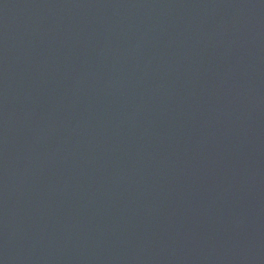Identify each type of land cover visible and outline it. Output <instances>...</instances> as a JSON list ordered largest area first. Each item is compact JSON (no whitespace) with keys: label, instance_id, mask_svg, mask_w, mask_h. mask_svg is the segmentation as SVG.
I'll return each mask as SVG.
<instances>
[{"label":"water","instance_id":"1","mask_svg":"<svg viewBox=\"0 0 264 264\" xmlns=\"http://www.w3.org/2000/svg\"><path fill=\"white\" fill-rule=\"evenodd\" d=\"M0 264H264V0H0Z\"/></svg>","mask_w":264,"mask_h":264}]
</instances>
